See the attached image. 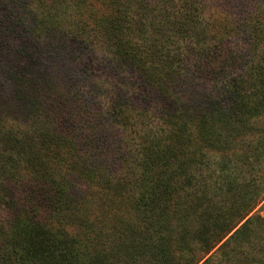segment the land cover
Wrapping results in <instances>:
<instances>
[{
    "label": "trees",
    "instance_id": "1",
    "mask_svg": "<svg viewBox=\"0 0 264 264\" xmlns=\"http://www.w3.org/2000/svg\"><path fill=\"white\" fill-rule=\"evenodd\" d=\"M39 1L0 0V39L7 38L0 47L8 49L12 38L18 42L8 49L11 60L0 63V95L11 93L23 100L27 112L43 122L30 130L16 131L11 126L0 131L1 148L13 146L0 160V206L7 207L0 224V264L110 262V254L103 252L106 237H99L103 231L110 233L117 247L125 244L130 250V264H196L244 218L228 239L243 232L250 238L253 223L264 232V217L257 211L249 215L264 200V174L258 176L256 160L248 164L253 169L252 187L243 191L242 204L236 209L232 204L229 211L213 216L192 210L206 184L194 181L195 173L188 169L203 160L200 154L232 148L237 136L249 129L264 133V22L260 17L264 2L257 0L256 10L249 6L242 18L231 4L205 0H135V17L128 15L131 0H102L99 6H91L98 29L108 34L112 46L107 66L123 67L122 78L132 89L129 97L103 108L94 105L96 84L90 78L85 85L82 66L60 69L54 42L41 46L34 42L41 36L36 27ZM236 1L252 5V0ZM103 8H111V13ZM130 23L136 32L128 42L122 28L128 29ZM203 27L212 29L209 37L216 41L212 49L205 50ZM238 35L243 42L230 47L227 42ZM188 39H194V44ZM171 41L177 51H185L184 56L170 54ZM244 43L250 44L248 48ZM252 43L260 47L257 54L250 53ZM85 46L71 41L66 51L78 56ZM141 53L152 57L160 82L143 72ZM59 71L70 91L57 94L54 75ZM134 100L140 104L135 106ZM193 144L196 151L191 149ZM115 163L139 174L136 179L145 181L144 188L138 193L112 192L108 170ZM94 179L103 184L97 191L75 183ZM232 187L229 182L230 191ZM93 194H98L97 203ZM117 195L119 204L132 202L130 209L139 212L138 223H122L117 214L105 220L106 201ZM76 220L79 227L72 226ZM191 220L200 226L190 229ZM49 225L57 229L50 245L42 238L32 240L25 230L32 233ZM212 257L201 264L210 263Z\"/></svg>",
    "mask_w": 264,
    "mask_h": 264
},
{
    "label": "rangeland",
    "instance_id": "2",
    "mask_svg": "<svg viewBox=\"0 0 264 264\" xmlns=\"http://www.w3.org/2000/svg\"><path fill=\"white\" fill-rule=\"evenodd\" d=\"M256 1L257 0H252V5H250L246 2L238 3L236 0H229V2H226L225 0H205L207 3L217 2L220 4L219 6L231 4L229 7L232 10H238L235 15L240 16L239 18H242L248 13L249 6H251V10H256V5H254ZM262 1L264 2V0ZM101 2L102 0H40L36 6V10L39 14L36 27L38 28V33H40L41 36L37 39V41H33L40 46L47 42H54L53 48H55V54L57 56L56 64L60 65V69L63 67L71 68L72 66H75L76 63H78L80 67L82 66L84 70L81 69L83 70L81 72V79L85 77V85L89 84L91 79L94 80V83L96 84L95 99H97V102L95 103L94 101V105L104 108L109 104V102H113V100L115 102L117 99L121 100L129 97L132 89L128 88V83L122 78L124 72L123 67H121L120 70H116L107 66L106 57H109L111 54L110 50H112V48L110 47L112 46H110L111 44H109V41L106 39L108 38V34L98 29L97 24L95 23L96 15H94L91 7L99 6ZM136 3L138 2L135 0H131L129 2L128 15L133 14L135 17L134 10L137 5ZM104 10L103 11L107 14L111 13V8H105ZM260 10V17L264 22V6L261 7ZM128 27V29L126 27L122 28L123 38L124 40L131 42L134 40L133 36L136 32V26L134 23H130L128 24ZM262 28H264V24H262ZM203 30L207 31L204 27ZM206 31L202 33L201 39L204 42L205 50H209L212 49L211 47L216 41H213L214 39L209 37L212 29H209L207 32ZM5 39L7 41L6 36ZM5 39H0V44L2 46H5ZM76 39L86 45L84 52H77L80 53L78 56H75L74 53L68 54L66 51H69L67 46L70 45L71 41L74 43L77 42ZM11 40L13 42V38ZM188 41H192L194 44V39H188ZM12 42H7L8 49L9 47L13 48V43L16 45L18 44L17 41ZM241 42L243 41L238 35L231 41L227 42V44L230 47H233L235 44H240ZM241 45L234 48L233 51L239 49ZM249 45L250 44L246 45L244 43V47L247 46L248 48ZM168 47L170 48V54H177L178 56L185 55V51H177L175 49L173 41L169 43ZM250 48V53L252 54H257L260 49V47L255 46L254 43L251 44ZM8 49L0 47L1 65L4 63L5 59L11 60L12 54L10 56ZM137 50L140 52V49L137 48ZM35 52L36 51L33 53ZM141 57L144 70L143 72L148 76H152L154 81L160 82L161 73L157 78L155 65L150 61L152 57L143 53H141ZM24 65H26L27 68L28 61H25ZM16 66L17 65H15V67ZM229 69L232 71L233 66L229 67ZM37 70L38 68L36 71ZM61 73L62 72L59 71L57 75H54L55 84L58 86V88L54 91L57 94L62 93V90L66 92L70 91L68 89V83L61 78ZM53 98L55 99L56 97L53 95ZM134 101L135 106L140 104V101ZM26 106L27 103L23 104V100H17V98L11 93L5 95L4 97L0 95L1 133L6 130L7 127L11 126H13L16 131H22L23 129L30 130L38 124L41 125L43 123L39 118L35 117L33 112H27ZM261 121L264 123V116ZM253 130L254 129H249L245 135L237 136L235 140L236 144H234L232 148L224 150L220 149L223 150L221 152L210 151L207 152L205 156L200 154L198 158H203L201 162L198 160H193L195 161L193 163L190 162L191 164H189L188 169L195 173L196 178L194 181L197 179L198 183L206 184V190L199 193L200 198L194 201L192 210H203L205 215L208 213L213 216L219 211H229L232 204H235V209L242 204L241 202L245 199L243 191H248V189L252 187L250 173L253 169L248 168V164L251 161L256 160L258 162L257 168L259 169V171H257L259 174L258 176L262 177L261 174H264V133L259 132L258 130ZM1 144L2 143H0V160L4 157V155L9 154V152L13 149V146L10 144L8 148H1ZM134 144L135 143L133 142L132 145L134 146ZM7 146L8 145H6V147ZM191 149L196 151L197 145H191ZM118 165L119 163H115L114 165H111L110 170H108V174L111 179L108 186L112 192L124 194V192L138 193L141 191L145 186V181H141V179L138 178L136 179L139 174L136 175V173L131 171L129 172L125 170V168H119ZM55 170L57 172L60 171L58 167H56ZM137 170L139 171L140 169L138 168ZM229 182L231 186H234L232 187L234 189L233 191H230L228 188ZM75 183L83 189L91 188L94 191H97L103 185L96 179L92 180L90 183L85 180H77ZM93 195L95 198L93 200L97 203L99 201L98 194ZM111 197L112 198H108L106 201L109 205L106 207L108 214L106 215L107 219L105 220L109 221V216L114 218L117 214L116 216L123 217L122 223H138V219L140 218L138 215L139 212L130 209L132 208V202L128 201L126 203L119 204L120 200L118 195ZM0 199H3L1 191ZM6 210L7 207L0 206V224L5 221L4 217L7 216ZM255 211L258 212L259 216L264 217V200L259 203L255 209L249 213V215ZM111 213H114L113 216ZM104 216L105 215H102V218ZM244 220L245 218L196 264H201L209 255H213V257L208 264H264V232L256 230L258 228L257 223L249 225L250 230L254 231L250 238H248L249 236L247 232H243L236 238L228 239L230 234H232V232H234ZM73 222L75 223L72 226L79 227L78 220ZM190 223V229H196L197 226H200L198 222L193 220H191ZM177 226V224H173V229H177ZM48 229L51 230V232ZM25 230L32 240L37 241L42 238V242H45L48 245L53 242L54 232L57 233L56 227L51 225L48 227L43 226V228H39V230L34 228L32 233L28 229ZM38 231L39 234L37 233ZM107 233L109 232L103 231V233L99 236L100 239H103L104 236L106 237L103 244L107 245L105 251L103 252L104 254L108 252L106 255L110 254V262H104L103 264H130V259H127V256L132 254L129 252L130 250L126 249L125 244L117 247V241H111V236H108ZM224 241H226V245L221 250L215 251ZM97 243L100 245L98 241L96 244ZM118 248H121V251H117ZM107 249L108 251H106ZM115 250L119 252V254L116 253ZM122 260L124 261L122 262Z\"/></svg>",
    "mask_w": 264,
    "mask_h": 264
}]
</instances>
